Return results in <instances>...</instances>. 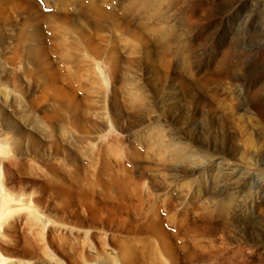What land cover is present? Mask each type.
Returning a JSON list of instances; mask_svg holds the SVG:
<instances>
[{
    "label": "bare ground",
    "instance_id": "6f19581e",
    "mask_svg": "<svg viewBox=\"0 0 264 264\" xmlns=\"http://www.w3.org/2000/svg\"><path fill=\"white\" fill-rule=\"evenodd\" d=\"M112 1H115V4ZM209 1L217 9H222L233 6L237 0L222 3L217 1V4L213 0ZM8 2L13 6L16 21H13V14L6 12L2 6ZM43 2L46 7H51L50 11L43 12L34 0H0V262L5 264H65V262L66 264H116L118 261L125 264H184L188 261L196 264L204 260L209 264L220 257L222 260L219 264H247L243 261L246 250L252 253L256 249L260 251V254L262 252L264 254V226L260 229L256 228L262 223L260 218L261 214H264V209L259 210V217L252 224L242 220L216 222L214 216L206 212L205 205L197 203L198 199L188 202L194 205L192 214L186 207L180 208V206L179 209L174 207L169 211V202H166L167 211L164 221L175 227V231H172L164 227L163 215L158 208L162 203L154 204L149 216L151 219L147 217L146 220L136 223L127 217H121L120 220L118 209L110 204L108 198L97 194L99 188L103 190L104 196H107L110 188L115 189L119 196H125L128 190L143 194L140 190L142 181H154L159 184L156 180V174L159 171L171 172L173 176L169 179H173L182 172L184 167H189V172L194 173L197 168L201 169L205 162L213 160L214 157H217L221 164L232 165L235 169L239 167L235 160L241 161L240 164L246 167L259 165L260 162L251 157L254 153L250 155V151H241L236 145L233 150H230L226 148L227 143H216L215 141L220 138L218 134L212 137L215 143H208L206 134L197 132L195 124L198 122L199 115L205 112V107L212 105L207 98L198 95L192 89V84L186 82L182 75L171 73L168 50L178 41L180 31L174 28V24L171 25L172 29H167L165 26V22L170 17L169 13L156 22L142 23L144 20H150L149 18L158 12L159 0H126L120 7L116 4V0H43ZM111 3L115 6L107 8V4ZM178 3L179 0H173L171 6H168L175 7L174 9L179 11L176 7ZM255 3L256 0L242 1L237 7L233 21L242 23L246 21L247 14L251 11L250 7ZM71 9H74V15ZM260 9L264 11V8ZM42 17H46L47 29L50 30L47 37L52 52L59 55L58 59L45 46V34L39 22ZM70 18H77L79 22L69 24L67 21ZM237 25L239 24H234V27ZM85 26L89 29L85 30ZM7 28L15 31L14 37H7L2 32ZM118 29L127 33L130 38L128 39L129 55L124 60L125 67L134 78L146 76L145 68H147V72L150 73L147 82L150 83L155 79L160 85L157 91L162 95L160 112L157 116L150 118L153 121L165 118V121L173 124L191 143H184L177 137H172L170 144L165 147L164 144L150 142L146 144L145 142L142 145L144 152L132 145H126L125 153L134 165L133 172L120 167L117 174L104 160L106 158H102L100 162H97V164L100 163L97 171L110 178L105 182L97 180L92 184L93 187L76 191V186L64 180L62 172L65 176L66 173L59 169L58 162L52 159L53 156L61 155L64 160L71 162L76 158L74 151L62 147L59 143H37L34 136L23 131L24 129L16 122L10 121L9 113L5 112L2 104L10 109L7 111H16L17 101L21 98L20 107L24 116L21 120L26 119L30 125L33 120H39L41 123L47 120V116L51 118V113L56 110V107L52 109L50 103L45 100H50L52 96L60 101L58 108L65 112L62 118L55 119L63 128V132H65L66 123L79 126L93 123L92 132L98 133L107 129L106 132L109 135L112 130L118 129L125 132L148 122L150 118H145L146 113L141 110L135 115L130 113L131 122L129 123L123 115L117 97L113 96L118 71ZM104 31H110L111 34L107 35ZM9 38L13 39V42H10ZM234 46L235 44L230 43L228 48L226 46L222 49L220 61L213 67L212 74L208 77L226 88L240 86L244 77L242 72L234 67L236 60H232L231 55ZM186 49L190 51L191 47L188 45ZM126 50L127 47L124 51ZM82 52L92 57L88 63ZM22 55L25 56V63L20 64L16 62V59ZM66 64L71 65V71L66 70ZM90 66L95 67L100 76L99 79L98 76L94 77ZM180 66L190 73L188 55L185 58L181 57L180 64H177L178 68ZM177 81L182 82L184 86L174 93ZM204 82L203 77L200 83L203 85ZM78 91L82 93L78 94ZM85 91L89 94H83ZM237 91L240 90L237 89ZM237 94L240 97L239 93ZM143 96L139 91L135 94V100L144 102ZM248 100H242L241 97V100L232 103L226 112H221L223 110L219 111L218 108L217 117L213 116L212 119L224 124L232 121L237 112H241L238 114L244 117L255 106L253 100ZM198 102L203 103V108H200L197 114L195 109L199 108ZM93 110H97L99 114L97 120L89 114ZM30 111L32 117L28 115ZM195 113L196 116H194ZM253 113L256 114L255 111ZM204 119L207 121L209 117ZM146 127L148 128L147 125ZM151 130L149 131H154ZM22 140H27L28 143H22ZM152 147L158 150H154L156 153L150 155L148 151ZM19 160L23 161L19 162ZM28 160L37 162L38 165L30 166ZM160 165L164 166V169H161ZM240 168L242 170L238 172L247 173L245 167L240 166ZM65 169L67 174L68 172L71 174V176L67 175L69 180H79L84 176L82 171L69 168L67 165ZM13 170H20L21 175L18 177ZM147 172H150L151 177L147 175ZM58 177L62 181L56 180ZM169 179L167 178L164 183L162 179L160 180L163 185L165 184V189L169 185L167 183ZM210 180H207L209 187L215 181L213 180L212 184ZM230 185L225 183L224 187L228 188ZM164 187L163 194L171 197L172 193L165 191ZM206 189L202 188L203 193ZM56 195H59L61 199L58 206ZM250 197L251 203L253 197ZM76 201L86 204L88 208L86 216L79 214L78 208H63L64 205ZM183 202L181 199L180 204ZM108 205L112 217L108 214L104 217L98 216V210H101L99 206L106 208ZM17 206H25L29 209L28 215L23 220L18 218L22 215ZM222 211V209L217 210L218 213ZM31 213L37 216V219L32 222ZM47 225L49 228L44 234ZM125 234H132L133 248L121 242ZM104 238L116 250L118 255L116 259L110 255L106 260L101 259L99 253L106 252ZM191 238L193 241L196 238L205 239V242L210 245L209 250L199 252L200 243H196L195 246L188 245ZM91 246L95 248L97 255L88 252L87 249ZM77 251L84 255V258H76ZM56 257L64 263L59 262Z\"/></svg>",
    "mask_w": 264,
    "mask_h": 264
},
{
    "label": "rangeland",
    "instance_id": "374dc122",
    "mask_svg": "<svg viewBox=\"0 0 264 264\" xmlns=\"http://www.w3.org/2000/svg\"><path fill=\"white\" fill-rule=\"evenodd\" d=\"M34 1L39 5V9H41L43 12H48V10H51V7L47 6L49 8L48 9L45 6L43 0ZM125 1L126 0H116V4H118V7H120ZM217 1L222 3L227 2L228 0H213L215 4H217ZM242 1L244 0H237L233 6L217 9L213 4L210 3L209 0H179L180 5L178 3L176 6L177 9H179L178 11L174 9L175 7L170 8L173 0H159L158 9L160 11L157 10L158 12L150 17V20H144L142 23L156 22L157 20L161 19L163 15L167 16L169 13L170 17L165 22V26H167V29H172L174 26V28L181 33V38L179 37L178 41L172 44L170 50H168L169 61L171 64V73L182 75L186 82L192 84V89L198 95L207 98L212 105L211 107H205V112L202 115H199L198 122L195 124L197 132L206 134V141L208 143H227V149L233 150V147L236 145L241 151H250V155L254 153L251 157L259 160V165L256 164L246 167L240 164L241 161L235 160L236 163L239 164V167H236L235 169V167H232V165H227L225 163L221 164L220 160L217 157H214L213 160L205 162L201 169L197 168L194 173L189 172V167H184L182 172L177 174L173 179H169L173 176L171 172L162 170L159 171L156 174V180L159 182V184L154 181H142L140 190L143 194H136V192H130L128 190L127 193L125 192V196H119L115 189L110 188L108 190L107 196H104L103 190L99 188L97 194L100 197L108 198L110 204L118 209V218L120 220L121 217H127L131 221L138 223L139 221L146 220L147 217L148 219H151L149 216L152 213L154 204L159 205L162 203V205H159L158 208L160 210V214L163 215L162 221L164 227L175 231V227L172 224L164 221L167 211L165 207L166 202H169V211H171L174 207L179 209L180 206V208L186 207L192 214L194 205L192 206V204L188 202H194L198 199L197 203L200 205L204 204L206 212L213 215L216 222L242 220L252 224L256 219H258L259 210L264 209V11L260 9L264 8V0H256L257 4L255 3L252 5L253 7H250L251 11L248 12L246 21H243L244 24L242 22H238L237 20V22L233 21V16L236 13L237 7L242 3ZM112 3L115 4V1H112ZM111 4H107L108 7L107 5L106 7L109 8L111 6H115L114 4ZM2 6L6 12H9L11 15L13 14V21H16L17 19L14 16L12 4L8 2ZM71 12L74 15V9H71ZM24 16L25 15H23V17ZM46 21V17H42L39 21L42 31L45 34L44 43L47 50L53 53L58 59L59 55L52 52V48L49 44L47 36L50 34V30L47 29ZM67 22L69 24H73L79 22V19L70 18ZM234 24L239 25L234 27ZM171 25L173 26L171 27ZM84 28L85 30L89 29L88 26H85ZM2 32H4L7 37H14L15 33V31L11 28L4 29ZM104 33L107 35L111 34L110 31H104ZM128 39L130 38L127 33L125 34V32L118 29V71L116 73L113 96L117 97L118 102L122 107L123 115L130 123V113L135 115L137 111L144 110L146 113L145 118H153L155 115L157 116V114L160 112V100L162 95L157 93L160 86L157 80L153 79L150 83L147 82V77L150 76V73L147 72V68H145L146 76L143 75L144 77L142 76L141 78H134L131 72L125 67L124 60L126 56L129 55L128 47H130V42ZM9 41L13 42V39L9 38ZM229 41L230 43L235 44L233 51H231L232 60H236L234 67L238 68L244 77L241 81L242 84L240 82V86L234 85L230 88H226L218 84V81H211L208 77L212 74L213 67L220 61L222 49H225L226 46L228 48V45L230 44ZM188 45L191 47L190 51L186 49ZM126 47L127 50L124 51ZM180 49H182V51ZM83 55L86 58L87 63L92 59L88 53H83ZM187 55L189 57V64L191 68V70H189L190 73H187V71L184 70V67H177V64H180L181 57L185 58ZM16 62L20 64L25 63V56H19L16 59ZM65 67L67 68V71L72 70L70 64H66ZM90 68V70L94 73V77L96 78V76H98L99 79L100 76L95 67L90 66ZM236 72L239 74L238 71ZM203 77L205 78V82L202 85L200 83V79ZM72 80H74L73 77ZM183 86L184 85L182 82H178L177 88H174L176 89L174 93H177ZM204 87L207 88L205 89ZM237 89L240 91H237ZM139 91H141L144 95V102H138L135 100V94ZM80 93L82 92L78 91V94ZM237 93H239L240 97ZM83 94L89 93L88 91H85ZM34 95L35 92L33 93V96ZM241 97L242 100H253L255 105L244 117L239 115L241 112H237L233 120L225 122L226 124H222L219 121L212 119L213 116L217 117L218 108L219 111L223 110L221 112H226L230 108V105L235 103L236 100H241ZM19 99L21 100V98ZM20 100L17 101L16 111L14 110L9 112L10 109H7L8 107L2 104V106L5 107V112L10 114H8V118L10 121L16 122L19 127L23 128V131L29 132L32 136H34L37 143H59L62 145V147L74 151V156L76 158L71 162L64 160L61 155L53 156L52 159H55L56 163L58 162V168L63 170L66 173V176H71L70 172L67 174V170L65 169L66 165L69 168L80 170L84 173V176L81 179H76L74 181L69 180L68 176L66 177L62 172L64 180L69 181L74 186H76V191L77 189L82 190L83 188L88 189L93 187L92 184L97 180L105 182L110 178V176H103L97 171L98 164H100H97V162H100L102 158H106L104 160H106V162L113 167L117 174L120 167H124L128 171L133 172L134 165L129 161L125 153L126 145H132L133 147L139 149V151L142 150L144 152L142 145L145 144V142L146 144L149 142L158 145L164 144L165 147L166 145L170 144V139L172 137H177L184 143H191L183 137L181 132L173 124L165 121V118L164 120L154 119V121L150 118L148 122H144L141 125L135 126L134 128L125 132L118 129H111L112 131L109 135L106 132L107 129L105 131L101 130V132L98 133L92 132L93 123H87L83 126L66 123L65 132H63V128L55 121V119L62 118L65 112L58 108V103L60 101L52 96L50 97V100H45L46 102L50 103L52 109L56 107V110L52 111L51 113V118L49 119L47 116V120L41 123L39 120H33L29 125L26 122V119L25 121L21 120L24 118V116H22L23 111L21 109L22 107H20ZM19 103L20 105H18ZM197 106L199 108L195 110L198 114V110L203 108V103L198 102ZM19 107L21 111L19 110ZM254 111L256 112L255 115L253 113ZM12 113L14 114L12 115ZM17 114H19V116ZM89 114L92 115L96 120L99 117L97 110L90 111ZM197 114L195 113L194 116ZM237 114L240 117L237 116ZM28 115L32 117L31 111L28 113ZM206 117H209L207 121L204 119ZM149 130H151L153 133ZM215 134L220 135V138L218 141L214 142L212 137ZM252 135L254 138L251 137ZM22 143H28V141L22 140ZM154 150L156 151L158 149H154L152 147L149 149L150 152L148 151V153L150 155L155 154L156 152ZM155 158H157V156H155ZM21 161L23 160H19V162ZM28 161H30L28 162L30 166L38 165L37 162L33 163L31 160ZM63 162L66 165L63 164ZM157 163L161 162L157 161ZM240 166L245 167L247 173L244 174L243 171L238 172L239 170H242ZM160 167L161 169H164V166L160 165ZM231 168L234 170H230ZM13 173H15L18 177L21 175L20 170H13ZM147 175L151 177L150 172H147ZM167 178L169 179L167 181L169 185H167L165 189V184L163 185L162 183H164V181L166 182ZM56 180L62 181L60 177L56 178ZM207 180H210L212 184L213 180H215L213 184L214 186L211 185L209 187ZM225 183L231 184L230 187L225 188ZM163 187L165 191L168 190L170 193H172L171 197H167L163 194ZM202 188H207L205 193H203ZM56 196V204L58 206L60 205L61 199L59 195ZM250 196L253 197V201L251 203L249 199ZM181 199L184 201L182 204H180ZM99 207L101 210H98V216L104 217L106 214H108L110 217H112V215H110L109 205L106 208H103L102 206ZM63 208H78L79 214L83 216H86L88 213V208L83 202L76 201L69 203L64 205ZM17 209L21 211V215L23 216H21V218L18 217L19 220H23V218L29 213V209L25 206H17ZM218 209H222L223 211L218 213ZM30 219L31 222L35 221L37 216L34 213H31ZM260 221L262 223L259 225V227H256L258 229L264 226V214H261ZM48 228L49 226L47 225L44 234H46ZM68 231L70 232V230ZM131 235L132 234H125V238L121 242L133 248L134 243L131 239ZM103 242L106 244V246H104V250L106 252L99 253L101 259L106 260L108 255H110L113 259H116L118 255L116 250H114V247L108 243L109 241L106 238H104ZM177 242H179L178 239ZM196 243H200L198 246L199 252L205 251V249L209 250L210 248V245L205 242V239L202 240L200 238H196V240L193 241L191 238L188 241V245L190 246H195ZM87 250L90 254L97 255L94 247L91 246ZM246 252L245 259H243L245 263L264 264V254H262L263 252L260 254V251L256 249L252 253H249L247 250ZM75 256L76 258H84V255H82L79 251L75 252ZM216 257L217 256H215V258ZM56 258L59 262H62L60 258ZM219 258L220 257H218L216 260H213V263L209 264H219V262L222 260ZM203 261L204 260H201L196 264H208L207 261ZM0 264L5 263L0 262ZM116 264L125 263H118V261H116ZM184 264L194 263L185 261Z\"/></svg>",
    "mask_w": 264,
    "mask_h": 264
}]
</instances>
